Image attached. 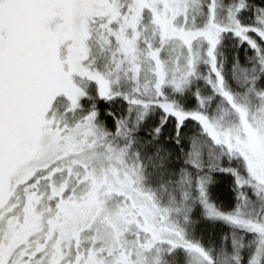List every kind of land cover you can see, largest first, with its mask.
Instances as JSON below:
<instances>
[{"label":"rangeland","instance_id":"374dc122","mask_svg":"<svg viewBox=\"0 0 264 264\" xmlns=\"http://www.w3.org/2000/svg\"><path fill=\"white\" fill-rule=\"evenodd\" d=\"M164 2L171 13L179 12L174 14L178 17L176 22L173 15L168 16L165 21L157 22L158 28L161 30V38L164 37L161 40L162 45L161 47L157 46V49L154 50L153 42L150 41L149 45L145 46L146 50L152 48L155 75L152 74L150 78H145L142 82L136 76L138 69L136 48L141 45V38L136 27L137 12L143 7V4H138V1L132 0L129 3V6L137 4L135 6L137 12H134L133 20L130 21L125 13L123 17L120 16L121 12L118 11V7L121 3H118V0L115 2L111 0H0V139L5 148H10L15 144V139L11 141L13 136L4 132V128L10 127L14 137L28 147L26 157L21 163L13 160L7 162L0 156V164L4 166V163L7 162L8 171H10V174L3 173V168L0 165V177H3L6 182L0 198L4 201H0V205H2L0 213L6 208H10V212L19 214L21 218L26 216V223L29 226L20 235L15 236L16 248L13 251L9 248L5 250V247L0 249V264L6 257L5 252L12 253L15 260L10 259L9 264H15L14 261H18L24 256L23 252L26 251L23 243H37L39 234L36 232L38 230L41 229L43 234H46L48 230L52 229L54 222L48 221V218L51 219V215L43 212L42 207L48 206L49 203L58 207L62 198L60 192L65 184L70 190L75 188L78 193L87 197L90 195V177L94 181L103 180L108 174L105 175L102 171L109 169L120 171L121 167L125 166L133 174L137 175L136 173H138L141 176L139 160L134 158V154H130L127 146L125 148L122 146L123 133L119 132L115 139H108L106 148L102 149L99 143V138L102 139V136L94 126L88 112L82 111L78 112V115L74 114L68 117V112L74 111L81 101L77 91L83 88L85 82L79 76H85L89 69L90 60L87 43L90 39L87 36L90 33L88 32L90 25L95 21L105 24L104 27L100 28L102 34L100 38L106 44L113 41L116 45V48H112L119 57V65L112 79L113 82L122 84L127 91L128 99L131 100V107L137 110V112L134 110V119L138 121L141 116L148 118L150 115H154L159 103L165 106L167 112H174L181 118L189 114L191 118L199 119L205 126L206 134L192 139L190 147L192 160L207 165L217 164L227 160V158L234 164L240 160V169L246 175L243 177L244 180L248 183L257 184L258 186H255L257 192L262 187L264 190V88H255L256 92L260 90L261 92L254 97L251 88L246 89V91L242 88L245 84V77L238 74L235 83L239 91H234L225 80L221 64L218 61L220 38L227 28L230 29L229 25L232 20L234 19L235 22L237 18L232 5L229 4V10L225 15L221 8L219 9V6L215 4V0H164ZM146 3V6H151L153 9L161 7L160 4H162L159 3V0H147ZM18 5L19 8H14ZM17 14L21 15V22L18 21L17 24H13L12 17ZM9 25L15 29L14 36L5 32ZM254 26L255 30L253 31L258 32L261 38L257 37L255 32L250 30L251 26L248 25L232 24L234 30H231L248 38L254 44H258L263 54L261 56L264 58V44L261 42L262 39L264 40V18L255 22ZM49 33H54L58 37L59 47L56 52L50 43L52 37L49 36ZM129 36L130 38L126 39ZM43 42L46 44H42ZM129 42L131 44L127 48L126 44ZM30 46L33 48L24 51ZM68 47L70 54L68 57H63L59 53V48L63 54H67ZM53 52L57 54V57L54 64L50 67L46 66L48 72L51 71L49 72L51 78L46 81L42 76L40 59L44 54H47L45 57L51 59ZM64 62H68L69 65L64 64ZM132 63H134L133 66H131ZM129 68L131 71L135 69V74L131 72L133 75L130 76L132 78L130 80L125 75ZM152 72V70H148L143 75ZM32 75H36V82ZM247 78H251V75L249 74ZM192 83L198 84L200 108L198 106L195 111L189 110V107H187L188 110H181L177 107L175 98L170 99V101L166 99V96H172L173 91H178V88L185 90ZM263 83L264 80H261L260 85ZM24 84L26 87L23 90L19 89V85L23 86ZM90 86L91 83L89 88ZM188 90H191L190 87ZM19 91L28 92V95L35 99L33 100L34 104L32 103L34 106L29 104L27 100L25 102L23 99L19 101ZM61 103L66 106H61L62 110L58 112ZM188 105L190 106L191 102ZM145 109H147L146 113ZM26 111L27 115H25ZM31 113L33 116L29 124L33 125L34 128L28 126L26 121L18 123L19 118L26 120ZM60 122L67 123L70 129L65 132L68 135L65 140L61 133ZM95 154H97V158H93ZM104 157H106L105 160ZM108 157L115 159L118 164H105L109 159ZM58 159L61 160L58 161ZM62 164H64L63 167H61ZM55 167H60L61 174L53 171ZM37 172H39L38 175L31 180V182H35L37 188L34 187L35 189L30 191L27 196L19 195L18 198L15 192L11 197L8 193L11 191L10 189H15L20 181L27 180L31 174ZM113 172L108 175V178H111L112 175L110 181L112 186L107 185V189L117 190L122 187L115 188L118 185L116 182L124 183L127 178L121 173H116L114 176ZM210 180L209 176L202 175L199 184L206 186ZM148 185L151 186L150 183ZM190 185V182L182 181L181 197L173 188L165 189L166 194L164 193L162 200H164L165 206L170 207L171 213L168 214V218L162 213L163 222H159L157 219L156 223L151 220L146 223L149 234L158 241L152 240L147 243L146 237L149 234L145 235V232L138 229L136 223H133V232L136 236L132 234L133 238L129 243L135 245V249L142 252L138 253L137 259L138 256H144L146 249L150 248V243H155L153 251L157 253L152 254L153 258H158V261L151 260L150 264L161 263L164 255L159 253L165 249H170V241L173 246L183 245L182 247H184L185 245L197 250L195 246H199L198 244L187 245L186 241H188L189 238L187 237L189 236L184 231L187 227L188 207L195 200ZM143 186L141 181L140 183L137 181L135 188L141 190ZM24 187L26 193L28 184L27 187L26 185ZM127 188L128 186L122 190L128 192ZM259 193L264 198V194L260 191ZM253 194L256 197L252 198L255 202L257 195L256 193ZM153 198L156 200L155 197ZM249 200L250 198H247L241 208L242 215L248 220H242L235 215H231V217L235 216L236 218L233 219L238 218V220H242V223L250 221L249 226L260 230L263 228V221L258 217L259 207L257 208V205L254 202L250 203L252 201ZM36 202L40 208L34 210L33 213L24 205L25 203L35 205ZM126 206L127 208L116 211V216L110 219L115 223L113 224L114 228L109 226L108 232H105L107 235L105 233L103 235V237L106 236L104 242L109 247L108 249L113 251H121L123 248V235L119 224L121 222L122 224L123 222L131 224V220H133L132 217L128 216L130 206ZM76 207L78 206L75 203L72 209L69 208L68 212L71 216L63 222V230L60 235L64 234V237H67L66 244L63 245L65 242L58 243L59 245L55 244L54 248L53 239L48 241L45 246H40L41 248L45 247L47 256H38V259L32 264H61L63 261L65 263L74 258L77 259L78 263L81 259L82 264H112L111 262H114L116 254H113L111 259H106L98 252L104 248V246L102 248L101 242L96 245L93 244L91 249L87 253L85 252L86 257L84 253L77 254L78 251H75L72 240H69L76 228L74 219L76 220V215H80ZM85 209L90 211L89 203H86ZM41 213L42 217H37ZM235 214L240 215V212ZM5 215L6 212L3 215L4 218ZM143 216L150 218L151 213L147 211ZM4 218L0 220V243L2 244L6 240L8 242L11 236L14 237L13 234L15 235L13 229L10 230L7 227ZM72 218L73 221H71ZM118 222L119 224H117ZM90 223L89 220L88 225ZM169 225L177 232L180 231L179 227L182 228L183 233L181 231L179 233L185 240L176 237L169 229ZM5 226L8 231L4 232ZM87 232L88 230L85 233ZM56 234L52 233L50 236ZM81 236L84 237L85 234L83 233ZM46 239L48 238L44 240ZM81 241L86 245L84 243L85 237ZM200 246L197 255L202 257L203 251ZM63 251L65 253L61 254ZM97 252L102 258H96ZM83 256L84 258H82ZM141 260L135 264H147L145 261L141 263ZM37 261L41 262L38 263Z\"/></svg>","mask_w":264,"mask_h":264},{"label":"trees","instance_id":"16d2710c","mask_svg":"<svg viewBox=\"0 0 264 264\" xmlns=\"http://www.w3.org/2000/svg\"><path fill=\"white\" fill-rule=\"evenodd\" d=\"M111 1L115 2V0ZM131 1L132 0H118V3H121L120 7H122H118V11L121 12L120 16L123 17L125 13L130 21L133 20V16L135 15L134 12H137L135 9V6H137L136 3L129 6ZM135 1H138V4H143V7L137 12L138 22L136 26L139 37L141 38V45L136 48V54L138 56V69L136 76L139 81L143 82L145 78L148 79L152 74L155 75L152 48L150 47V49L146 50L145 46L149 45L150 41H152L153 48L156 50L157 46L161 47V40L164 38H161V30L158 28L159 25L157 22H161L162 20L165 21V19L171 15H173L174 21L176 22L178 16L174 14L179 12L171 13L168 11L169 9L166 8L164 0H159V3H162L160 4L161 7L154 9L151 6H146L147 0ZM215 1V4L219 6V9L221 8L225 15L229 10V4L232 5L231 7L235 10H233V12L237 15L235 22L233 19L229 25L230 29L227 28V30L224 31L219 41L218 61L221 64L224 78L227 80L229 87L236 91L238 90V87H236L235 79L239 76L238 74L243 75L245 77V84L242 88L245 89V91L246 89L251 88L255 97L261 92V90L256 92L255 88H264V83L263 85H260L261 80H264V58L262 57L263 54L261 52V47H259L258 44L251 42L248 38L242 37L233 31L232 24L236 25V23H238L242 26L248 25L251 26L250 30H255V22L264 18V0ZM14 8H19V5ZM18 21L21 22L20 14L12 17L13 24H17ZM102 26L104 27L105 24L100 21H95V23L90 25L88 32H90L91 35L89 33L87 36L90 39L87 43L90 60L89 69L85 76H79V78L85 82L83 88H80V90L77 91L80 94L81 101L75 107L74 111L68 112V117L73 116L74 114L78 115V112H88L94 126L102 136V139L99 138L100 148L102 149L106 148L108 139H115L119 132L123 133L122 146L123 148L127 146L130 154H134V158L139 160L138 163L141 165L139 167L141 176L138 173H136L137 175L133 174L128 168L120 164V166H123L120 171L109 169L102 172L105 175H110L109 173L114 171V176H116V173H121L127 178V181L124 183L116 182L118 185L115 188H122L117 190L107 189V185L110 187L112 186L110 182L112 175L111 178H108L107 175L103 180L95 181L90 177V195L87 197L82 196V194L78 193V190L76 191L75 188L70 190L67 184H65L60 192L62 198L58 207L51 203H49L48 206L44 205V207H42L43 212L51 215V219L48 218V221L54 222V226L51 230H48L46 234H43L41 229L38 230L36 232V234H39L37 243H23V247H26V251L23 252L24 256L19 258L18 261H14V263L32 264L38 259V256H47V253H45V247L41 248L40 246H45L46 243L48 241L50 242L52 239L54 242V248L55 244L59 245L62 242H67V237L65 238L64 234H60L63 230V222L71 216L68 212L69 208L72 209L75 203L78 206L76 208L80 215H76V220L74 219V222H76V228L74 229L72 236L69 237V240H72L75 251H78L77 254L84 253L86 257V253L91 249V246L101 242L102 248L103 246L104 248L102 251L98 252L102 254L103 258L111 259L112 255L116 254L114 262H111L112 264H135L141 259V263L145 261L147 264L151 260L158 261V258H153L152 254L157 253L153 251L155 243H150V248L146 249L144 256H138L137 259L138 253L142 252L136 250L135 245L129 243L131 238H133L132 234L136 236L133 232L134 227H132V225H134L133 223H136L138 229L143 230L145 235H148L149 231L146 228V223H149L150 220L156 223L157 219H159V222H163L164 216L162 213H164L167 218L168 214L171 213L170 207L165 206L163 203L164 200H162L164 193L166 194L165 189L173 188L177 195L181 197V183L182 181H188L191 183L189 187L194 192L195 200L188 207L187 211V227H185L186 230L184 231L189 236L187 237L189 239H187L188 241L186 242L188 246L192 244L201 245L200 247L203 251V254L201 255L202 257L197 255L200 251V248H198L199 246H195L197 247V250H195L194 247L188 248L185 245L184 247H182L183 245L173 246L170 241V249H165L159 253L160 255H164L160 264H264V198H262L259 193L260 191L264 194L263 187L257 192L255 189V186H258L257 184L248 183L244 180L243 177L246 175L242 172V169H240V160L234 164L233 161L227 158V160L225 159L214 165L196 163L192 160L190 155L192 139H196L197 136H204L206 134L205 126L199 119L191 118L189 114L184 116L185 118H181L174 112H167L162 103L158 104V108L154 112V115H150L148 118L141 116L138 121L134 119V114L137 110L131 107L132 104L131 100L128 99L129 96L126 94L127 91L122 84L113 82L112 77L119 65V57L112 48H116L115 43L111 41L109 44H106V42L100 38V35H102L100 33V28ZM7 27V31H5L6 34L14 36L15 29L13 26L9 25ZM253 32H255L257 37L261 38V35L258 32ZM49 36L52 37L50 43H52L53 50H55V52L58 51V37L54 33H49ZM129 38L130 36L126 39ZM261 42L264 44L263 39ZM42 44L45 45L46 43L43 42ZM130 44L131 42L126 44L127 48ZM32 48L33 46H30L24 51H29ZM67 49V54H63L60 51V48L59 53L63 57H68L70 54L69 47ZM55 52H53L51 59L50 57H45L47 54L42 55L40 59L43 71L42 76L46 81H49L51 78V74L49 73L51 71L48 72L46 66L50 67V65L54 64L57 57ZM64 64L69 65L68 62H64ZM133 64L134 63H132L131 66H133ZM148 70H152L153 72L148 75H143ZM126 71L127 74L125 75L130 80V76L135 74V69L131 71L129 68ZM249 74L251 75V78H247ZM32 76L33 80L36 82V75ZM86 82L91 83L90 88V83ZM20 85L19 89L21 90L26 87V84L23 86ZM197 85L196 83H192L189 86L191 90H188L189 87L185 90L178 88V91H173L172 96H166V99L170 101V99L175 98V100H177L176 105L181 110L189 109L195 111L198 109V106L200 108V95L198 93ZM130 86L132 87V85ZM21 99H23L24 102L27 100L29 104L34 106L33 100L35 99L30 97L28 92L19 91L18 100L20 101ZM189 102H191L190 106L188 105ZM61 106L66 105L61 103L58 112L62 110ZM187 107L189 108L187 109ZM144 111L146 113L147 109ZM11 113H14V111H11ZM25 115H27V111L25 112ZM32 116L33 114L31 113L26 120L19 118L18 123L26 121L28 122V126L34 128L33 125L29 124ZM60 124V128L62 129L61 133L65 140L68 136L65 132L70 129L67 123L63 124L60 122ZM4 132H6L5 134L13 136L11 141L15 139V144L10 148H5L0 139V156L4 160L8 154L21 155L18 156L19 158L17 160L12 159L15 162L21 163L26 157L28 147L25 146V143L14 137L10 127L4 128ZM93 158H97V154L93 155ZM105 158L106 157H104V160ZM109 159L105 164H118L115 159ZM60 160L61 159H58V161ZM6 161L10 162L8 159H6ZM7 162L4 163L5 167L2 164L0 165L3 168V173L6 172L10 174ZM63 166L64 164H62L61 167ZM59 168L60 167H55L53 168V171L59 173ZM39 172L31 174L27 180L20 181V183L15 186V189H10L11 191H8V193L11 197L15 192L18 198L19 195L27 196L30 191L35 189L34 187L37 188L35 182H31V180L34 176H37ZM202 175L209 176L211 179L206 186H201L199 184V179ZM137 181L138 183L141 181L144 185L143 188L141 187V190L135 188ZM5 183L3 177H0V198L3 194L6 185ZM149 183L151 186L148 185ZM27 184L28 188L25 193L24 185L27 187ZM126 186H128V192L122 190ZM253 193H256L257 195L255 202L252 199L253 197L256 198ZM153 197H155L156 200ZM247 198H250L249 201H252L250 203L254 202L257 205V208L259 207L258 217L263 221V228L260 230H256L253 226H249L248 223L250 221L242 223V220H248L244 218L241 212V208ZM0 201L4 202L3 200ZM86 203H89L90 211L85 209ZM24 205L30 209L29 211L31 213L40 208L37 202L35 205H29L27 203ZM126 205L131 208V211L130 208H128V216L132 217L133 220H131V224L125 222H123V224L122 222L120 224L119 222L117 223L120 225L121 234L123 235V248L121 251H113L108 249L109 247L104 242L106 236L103 237V235L106 231L108 232L109 226L114 228L113 224L115 223L110 219L116 216V211L118 209L123 210V208H127ZM158 205L160 206L159 208ZM1 207L2 205H0V208ZM10 211V208H6L0 213V220L1 218H4L3 215L6 212L4 219H6L7 227L10 230L12 228L15 235L13 234L14 237L11 236L8 242L6 240L4 244L0 243V249L5 247V250L9 248V250L13 251L14 248H16L15 236L20 235V233L24 232L29 226L26 223V216L21 218L19 214L17 215ZM147 211L151 213L150 218L152 219L143 216ZM237 212H240V215L235 214ZM231 215H235L242 220L240 221L238 218L233 219L236 217L234 216L232 218ZM37 217H42V213ZM91 218H93V220H91ZM45 219L47 220V218ZM88 219L91 222L90 225H88ZM71 221H73V218ZM142 223H144V225H142ZM7 227L5 226V229H3L4 232L8 231ZM169 229L176 235V237L185 240L181 233H179L180 231L182 232V228L179 227L180 231L177 232L169 225ZM86 230H88L87 233H85ZM52 233L57 234L55 236H50ZM83 233L85 234L84 243L87 246L81 241V239H84V237L81 236ZM45 238L48 239L44 240ZM152 240L156 241L157 239L149 234V236L146 237L147 243ZM66 242L63 243V245L66 244ZM5 250L3 249V252ZM28 252L29 254H27ZM98 252L96 258L100 259L102 257L101 255H98ZM5 253L6 257H4L1 264H9L10 259L15 260L12 253ZM63 253H65V251L61 254ZM82 258H84V256ZM81 261L82 260L80 259L78 263L77 259L74 258L67 260L65 263L63 261L61 264H82ZM37 262L40 263L41 261Z\"/></svg>","mask_w":264,"mask_h":264},{"label":"flooded vegetation","instance_id":"af4514ba","mask_svg":"<svg viewBox=\"0 0 264 264\" xmlns=\"http://www.w3.org/2000/svg\"><path fill=\"white\" fill-rule=\"evenodd\" d=\"M12 156V157H11ZM18 156H21V155H17V154H8V156L6 157V159H8L10 162H12V159H15L17 160L19 157ZM5 157V156H4Z\"/></svg>","mask_w":264,"mask_h":264}]
</instances>
